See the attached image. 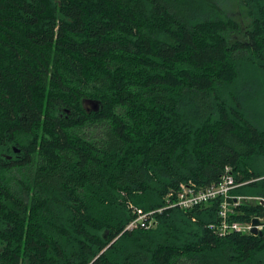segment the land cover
I'll list each match as a JSON object with an SVG mask.
<instances>
[{
  "label": "trees",
  "instance_id": "1",
  "mask_svg": "<svg viewBox=\"0 0 264 264\" xmlns=\"http://www.w3.org/2000/svg\"><path fill=\"white\" fill-rule=\"evenodd\" d=\"M237 1L245 28L221 0H0V264H264V231L210 228L217 202L165 209L228 166L264 197V0ZM129 203L156 228L127 231Z\"/></svg>",
  "mask_w": 264,
  "mask_h": 264
},
{
  "label": "built area",
  "instance_id": "2",
  "mask_svg": "<svg viewBox=\"0 0 264 264\" xmlns=\"http://www.w3.org/2000/svg\"><path fill=\"white\" fill-rule=\"evenodd\" d=\"M244 184L236 181L233 169L228 166L218 183L207 187H197L192 182L181 183L176 191H170L165 198V209H181L188 211L211 203H218L219 224L211 225L210 228L217 230L219 236H227L232 232L243 235H255L253 230L258 233L264 231V197H244L233 194L235 189ZM249 202L254 206H259L261 212L259 216L249 221L234 220L237 209L244 203ZM134 218L127 225L126 230H151L156 228L158 221L156 214L162 213L164 209L157 211H145L136 207L132 203L128 204ZM259 221V225H254V220Z\"/></svg>",
  "mask_w": 264,
  "mask_h": 264
},
{
  "label": "rangeland",
  "instance_id": "3",
  "mask_svg": "<svg viewBox=\"0 0 264 264\" xmlns=\"http://www.w3.org/2000/svg\"><path fill=\"white\" fill-rule=\"evenodd\" d=\"M223 8L227 14L234 19H237L243 24L245 28L248 23V11L237 0H221ZM254 88L252 90V96L245 101V107L247 108L248 115L252 120H255L258 125L264 126V75L258 74L253 77ZM254 121V122H255ZM252 164L256 171L264 173V154L258 155L252 160ZM250 182H244V185ZM243 185V186H244ZM260 234V233H258ZM255 234V235H258Z\"/></svg>",
  "mask_w": 264,
  "mask_h": 264
},
{
  "label": "water",
  "instance_id": "4",
  "mask_svg": "<svg viewBox=\"0 0 264 264\" xmlns=\"http://www.w3.org/2000/svg\"><path fill=\"white\" fill-rule=\"evenodd\" d=\"M88 103H90L89 105H91L92 108L94 109H98V104L97 102H94V101H89ZM254 225H259V221L257 219H255L254 221ZM254 234H258V231L256 229L253 230Z\"/></svg>",
  "mask_w": 264,
  "mask_h": 264
}]
</instances>
